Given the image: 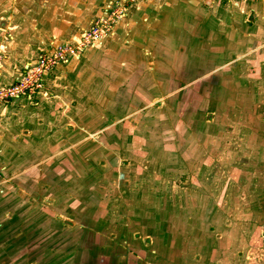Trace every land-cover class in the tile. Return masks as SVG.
Instances as JSON below:
<instances>
[{
  "label": "rangeland",
  "instance_id": "obj_1",
  "mask_svg": "<svg viewBox=\"0 0 264 264\" xmlns=\"http://www.w3.org/2000/svg\"><path fill=\"white\" fill-rule=\"evenodd\" d=\"M18 1L0 21L55 32L62 8L82 32L116 11L15 107L48 150L15 170L13 264H264V0H160L115 34L137 0Z\"/></svg>",
  "mask_w": 264,
  "mask_h": 264
},
{
  "label": "crops",
  "instance_id": "obj_2",
  "mask_svg": "<svg viewBox=\"0 0 264 264\" xmlns=\"http://www.w3.org/2000/svg\"><path fill=\"white\" fill-rule=\"evenodd\" d=\"M159 1L137 0L128 4L126 14L114 27L112 34H115L117 26L123 20L130 18L131 9H136V17L147 20V10L158 11L159 6L156 3ZM15 2L14 5H17L18 8L19 1L15 0ZM31 4V2L26 4L27 10H33ZM107 4L104 7L108 6ZM66 10L70 11L71 9L62 8L59 12L57 32L45 24L43 19L30 21L29 15H27L29 13L25 15V18H22L21 15L11 14L4 22L0 21V84H7L19 78L24 67L34 62L33 58L39 50L41 51L43 48L50 50V48H46L50 44L54 47L57 43H75L78 40L82 32L81 25H85V23L80 24L81 22L71 20V15L69 16ZM100 12L101 14H96L95 17L104 14V12ZM86 18L89 19L90 15ZM69 20L70 22H68ZM103 42L86 48L76 56H71L64 63L57 64L52 73H47L44 76V90L54 79L53 73L62 71L76 62L85 51L96 49ZM38 99L33 102L16 99L0 103V264L14 263L9 257L10 250L17 243L14 237L16 228L13 221L18 216L19 201L26 198L18 193L17 181L19 178L17 179V177L19 176L15 171L17 165L36 164L33 159L35 153L40 154L42 151L48 150L44 142L40 140L46 137L43 132L40 134L39 130L24 128L26 119L33 122V116L30 115L27 118L23 115L24 111L15 108L19 104H35ZM38 162L37 164H40ZM26 204L23 205L26 206ZM26 209L25 207L24 210ZM7 258L8 262H6Z\"/></svg>",
  "mask_w": 264,
  "mask_h": 264
},
{
  "label": "built area",
  "instance_id": "obj_3",
  "mask_svg": "<svg viewBox=\"0 0 264 264\" xmlns=\"http://www.w3.org/2000/svg\"><path fill=\"white\" fill-rule=\"evenodd\" d=\"M111 9L112 7L106 8L103 16L93 20L74 44H59L51 50L39 52L34 62L24 67L19 78L7 84H0V103L16 99L33 102L38 99L44 90V76L50 73L53 67L66 62L71 56L78 55L82 50L101 43L103 35L108 30L106 28L109 20L115 15L116 9L114 11ZM110 12L112 15L109 16Z\"/></svg>",
  "mask_w": 264,
  "mask_h": 264
}]
</instances>
